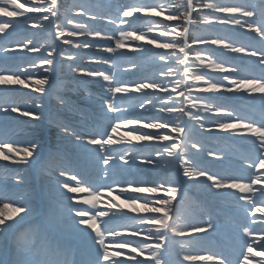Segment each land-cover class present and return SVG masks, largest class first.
Instances as JSON below:
<instances>
[{"label": "snow or ice", "instance_id": "6c2138e0", "mask_svg": "<svg viewBox=\"0 0 264 264\" xmlns=\"http://www.w3.org/2000/svg\"><path fill=\"white\" fill-rule=\"evenodd\" d=\"M74 7L75 15L65 13L60 20L58 0H0V17L9 18L0 20V162H4L0 163V254L12 252L0 264H253L255 257H264V0H203L199 5L186 0L183 11L173 0H120L103 6L114 8L115 16L97 12L100 6L90 2ZM165 12L163 20L147 19L144 28L134 27L143 18L138 14L158 17ZM104 15L113 26L111 33L94 26ZM48 26L54 34L51 44L31 36L14 39ZM198 27H206L207 34L194 36ZM154 29L160 30L159 36L149 38ZM241 36L248 42L238 39ZM101 40H114V46ZM56 41L112 55L89 57L90 63L107 66L91 69L78 63L83 57L77 52L66 51ZM130 41H146L165 50L152 53L156 66L152 77L123 79L137 68L135 60L150 51L145 45L133 47ZM126 48L132 56L123 51ZM42 50L45 56L28 58L24 66H6L17 52ZM213 53L234 55L225 60ZM65 70L78 87L87 90L89 83H98L104 90L94 113L81 110L61 92L63 81L57 83L56 73ZM13 86L30 91L22 93ZM33 93L39 96L34 98ZM50 94L61 111L81 120L56 123L72 151L52 154L45 162L52 199L45 218L32 223L35 208L23 186L25 170L40 162L41 146L17 136L20 125L12 122L11 114L39 120V113L25 105L40 109ZM137 108L155 115H131ZM88 119L95 124L85 123ZM132 125L139 127L128 128L118 138L114 135ZM219 133L229 134L221 139L244 140L246 151L237 160H228L226 152L206 148L204 138ZM134 141L148 143L137 149ZM117 190L116 197L97 207L104 193L111 196ZM190 190L228 204L233 219L218 224L207 204L189 196ZM80 193L90 199L72 195ZM121 197V204L115 203ZM221 227L229 235L228 243L220 251L199 254L202 234ZM257 232L260 238L254 239ZM65 237L84 246L83 258Z\"/></svg>", "mask_w": 264, "mask_h": 264}, {"label": "rangeland", "instance_id": "374dc122", "mask_svg": "<svg viewBox=\"0 0 264 264\" xmlns=\"http://www.w3.org/2000/svg\"><path fill=\"white\" fill-rule=\"evenodd\" d=\"M21 2H23V0H21ZM91 3L93 5H99V8H96L95 10L97 12L100 13H108L111 12L112 16L116 15L115 9H108L103 7L104 5H108V4H116L118 2H120V0H58V3L60 4V20H63L64 18V14L65 13H71L72 15H75V5L79 4V3ZM124 2H142V3H153L155 2V0H124ZM174 3L181 5V7L179 8L180 11H183V6L186 4V0H173ZM194 4L199 5L200 3L203 2V0H193ZM225 2H235V0H225ZM255 3H258L259 0H254ZM168 13L165 12L162 16H152L150 13H146V14H138V15H142V19L137 20L134 27L136 28H144L147 22V19H154V20H163L164 16H166ZM29 15H37L35 13H29ZM197 14L194 12L193 13V17L196 18ZM9 18L6 17H0V20H8ZM55 19V18H54ZM86 20L88 18H85ZM59 22V21H57ZM95 25H99V26H111V24L108 23V16L104 15V18L98 21L93 22ZM171 23H177L176 21H173ZM97 28V27H95ZM98 29V28H97ZM109 29V28H108ZM10 31V30H9ZM102 33H111L112 31H101ZM159 32L160 30H156L154 29V31L152 33L148 34V37L151 38V36L155 35V36H159ZM139 34V33H138ZM207 34V29L206 27H198L193 29V35L194 36H201V35H205ZM219 34L224 35V32H221ZM226 35L228 33H225ZM53 29L51 26L46 27L43 30H35L33 29L31 32H25L23 35L21 36H17L14 37V39H23L24 36H31L34 40H36L37 42H46L47 44H51L53 42ZM118 37V35H116ZM82 38V39H81ZM79 37V38H72L74 40H83L85 39L84 37ZM87 39H93L92 37H87ZM99 39V38H97ZM168 39L167 37H161V40H165ZM238 39H240L241 41L247 43L248 41L245 40L242 36L239 37ZM57 45H59L60 47L64 48L66 51H73V52H77V54L81 57H83L82 61H78V63H82V66L84 67H88L91 69H96V68H101V67H107L106 65H97V64H93L89 62V57H104L103 53L101 52V49H97V48H93V49H81V50H76L75 48H73L70 45H62L60 44V41H56ZM101 44H108L111 43L112 46H114V40L112 41H107V40H101L100 41ZM130 43L133 47H136L137 45H142V43L140 44H136L134 43V41H130L128 42ZM189 43H191V39L189 40ZM150 51L149 53H146L145 55L139 57L138 59L135 60V63L137 64V68H133L131 69V73L133 74H129L123 77V79L132 82V81H136L139 80L142 76L143 77H152V74L154 71H156V66L153 64L152 62V53L153 52H162L165 51L163 49H157L155 48V46H146ZM96 50L99 51V55H96ZM124 52H126L128 55L132 56L133 53L127 51L126 49L123 50ZM102 53V54H100ZM46 55V52L44 50L40 51V52H36V53H20L17 52L15 58L6 61V66H11V67H15L16 65H21L24 66L27 62L28 58H39V57H43ZM213 55L217 58V59H225L228 60L229 56L224 55L221 56L219 53H213ZM107 58V57H104ZM59 59V58H57ZM232 63H240V61L238 60H233L230 61ZM127 65H124V68H127ZM209 72L211 70H208ZM40 74L37 73V76H39ZM71 73H68L66 70L64 73H61L60 71H57L56 73V80L57 83H59L60 81H63V84L60 87L61 92L65 95L66 99L72 101L75 105H77L81 110H84L85 112H91L94 113L95 112V108H96V99L97 97L103 96L104 95V90L100 88L98 83H89L87 85V90H85L82 87H78L75 83L72 82L71 80ZM204 85L201 84L200 87H203ZM16 88H20V86H13ZM53 87L55 88L56 85H53ZM72 87H76L78 89L77 94H74L73 92L71 93L70 89ZM98 87L100 89H98ZM20 91L22 93H27L30 91V89H23L20 88ZM151 91V90H148ZM135 97H141L143 95V93H133L132 94ZM161 95H164V93H161ZM260 95V94H258ZM256 95V96H258ZM39 94L37 93H33V97L36 98L38 97ZM138 103V102H137ZM26 108L31 109L34 112H38L40 115V119L39 120H34L31 117H23L20 116L19 118H14L12 117V122L14 124L19 123V127L16 129V134L17 136L21 137V138H27V139H34L40 146V152H41V159L39 163H36L37 165H44L45 166V162H47L49 160V156L52 154H60V155H70L71 154V148L69 147L68 143L61 137L58 138H52V136L50 135V131L52 130H59L56 126V123L60 120H70L72 121L74 124L79 122L81 120V117L79 115H73L70 114L68 112L65 111H61L59 108V104L58 101L55 99V96L50 94L47 98L44 99L43 101V107L40 109H36L31 103H28L25 105ZM58 107V108H57ZM242 107H244L242 105ZM143 113V115L145 116H150V115H155V113H145L143 109H139L137 108L135 112L130 113L131 115H136V116H140ZM242 114H246V113H242ZM2 118V117H0ZM185 119H187V117H185ZM21 122H27V123H21ZM147 122V121H145ZM155 122V121H154ZM85 123L89 124V125H94L95 124V120L93 119H88L85 121ZM130 127H139V125H132V126H128L126 127H121L117 130V132L114 134L117 138L120 137L121 135H124L127 131L128 128ZM143 131H148V132H152V131H159L161 134H168L170 129H159V130H154V129H143ZM173 135H175L173 133ZM229 134L226 133V135L224 136L223 133H219L214 134L212 136H208L204 138L205 141V147L212 149L214 151H218L221 153L226 152L228 154V159L231 160H237L239 155L243 154L246 151V142L242 139H221L220 137H226ZM134 143H136V147L137 149L141 148V143H148V142H141V143H137L134 141ZM152 143H168L167 141L165 142H159V141H155ZM208 160H213L215 159L214 157H207ZM0 163H4V162H0ZM35 164V166H36ZM34 166V167H35ZM161 167L163 168V165H161ZM26 185L23 186V190L25 192V194H28L31 196L32 200H33V205L35 208V213L33 215V220L32 223H37L40 220L38 219L40 212L39 209V205L41 206L43 203L47 206L45 207V212L43 214V217L45 218V214L47 212V207H48V202L52 199V194L48 191V181H49V176H50V169L45 167V170L38 167H35L34 169H26ZM264 172V171H263ZM171 175L173 177H175L176 173L173 171L171 173ZM260 185L256 186L259 187ZM42 191H45V196H43L42 200L39 199L40 193H42ZM81 196H78L77 198L79 200H83V199H90V197L86 194V193H80ZM118 195V190L112 192L111 196H109L107 193H104L101 196V200L103 201L102 204L97 205V207L103 208L109 199H112L113 197H116ZM184 195L183 190L181 191L180 195L177 197V201H179V199ZM237 195H240V193L237 192ZM77 196V195H76ZM189 196L192 197L193 199H197V200H201L203 201L205 204L208 205V207L213 211V214L216 216L217 219V223L220 224L221 226L225 225L226 223H229L231 219H233L232 213L230 212V207L228 204L226 203H219V202H212L210 201V198L207 197L206 195L196 192L195 190H190L189 191ZM123 199V197H121V199L115 200V203L117 204H121V200ZM177 201H174L177 202ZM86 207H91L90 205H86ZM124 211H128L127 206H123ZM186 207H191V203L190 202H186ZM141 215H152L151 213H140ZM218 214V215H217ZM135 215V214H132ZM226 216L228 217V219H226ZM257 217L260 216L259 213L256 214ZM205 219H207V217H205ZM244 223H247V221H243ZM258 227V224H257ZM214 234L215 232H209ZM223 233V234H221ZM211 234V235H212ZM218 235H222L223 237H226L228 235V233L223 229V227H221V229L219 231H217L216 236ZM216 236H212L210 239H215V241L211 244L205 240H202L199 242L198 246L201 247L199 254L201 255H205L208 254V252L210 253V250L213 251H220L221 248L223 247V245L220 244V242H218V244H216L217 240H216ZM208 238V239H209ZM254 239H259L260 238V234L259 232L256 233V235L253 237ZM209 239V240H210ZM224 244L226 245L227 243L224 242ZM84 247V246H83ZM210 247L212 249H210ZM257 251H259L260 249L257 248ZM11 255L12 252L11 250H9ZM127 251V250H125ZM143 259V257H141ZM182 258V257H181ZM172 259H175V255L172 257ZM260 259H264V257H255L253 264H258V261ZM0 260H1V255H0ZM194 264H205L204 261H197L194 262Z\"/></svg>", "mask_w": 264, "mask_h": 264}, {"label": "bare ground", "instance_id": "6f19581e", "mask_svg": "<svg viewBox=\"0 0 264 264\" xmlns=\"http://www.w3.org/2000/svg\"><path fill=\"white\" fill-rule=\"evenodd\" d=\"M94 26L95 27H97L100 31H113V26L111 25L110 27L109 26H99V25H95L94 24ZM116 27H119V24H117L116 25ZM109 28V29H108ZM116 35H119V33L117 32L116 33ZM224 35H226L225 33H224ZM81 38V37H80ZM85 38V37H84ZM82 39V38H81ZM134 43H138V44H140V43H142V45H145V46H154V45H147L146 44V41H134ZM126 50L127 51H129L127 48H126ZM102 53H103V56L104 57H108V56H111L112 54H110V53H106V52H104V51H101ZM129 52H131V51H129ZM96 55H99V51H97L96 50ZM102 53H100V54H102ZM132 53V52H131ZM231 55H234V54H228L227 56H231ZM98 89H100L99 87H98ZM70 91H71V93L73 92L74 94H77V92H78V89L76 88V87H72L71 89H70ZM258 94H260V93H254L253 95H258ZM58 108V107H57ZM58 109H60V107L58 108ZM67 112V111H66ZM64 113H65V111H64ZM11 117H14V118H19L20 116H19V114L18 113H12L11 114ZM51 133H50V135L52 136V138H58V137H60L61 138V136H60V134H59V130H52V131H50ZM224 134V136L226 135V133H223ZM228 160H231V159H228ZM35 166V165H34ZM40 167V168H42V169H44L45 170V166L44 165H37L36 164V166L35 167ZM35 167H33V168H31V169H34ZM262 172L264 171V169H262L261 170ZM258 186V185H257ZM45 191H42V193H40V196H39V199L40 200H42V198H43V196H45ZM72 195H74V196H76L77 195V197L78 196H81L80 194H72ZM47 206V204L45 205L44 203L40 206L39 205V209L41 210V211H44L45 212V207ZM230 207V206H229ZM8 211H10V210H8ZM212 233H204V234H202L203 236H204V239L203 240H205V241H207L208 242V244L209 243H213L214 241H215V239H210L212 236H216V234H217V232H215L214 234H212ZM221 234H223V233H221ZM210 237V238H209ZM210 240H209V239ZM216 240L218 241V242H220V244L222 243V245L223 246H225V244H223L224 242H226V243H228V241H229V237L228 236H226V237H223L222 235H218V236H216ZM76 246H78V247H80V243L78 242L77 244H76ZM82 248V247H81ZM201 247H199L198 246V249H200ZM210 249H212L211 247H210ZM214 250V249H213ZM1 255V260H9L10 258H11V253H10V251H8L6 254H0ZM174 256V255H173ZM172 256V257H173ZM172 257L170 258V259H172ZM81 258H83V257H81Z\"/></svg>", "mask_w": 264, "mask_h": 264}]
</instances>
